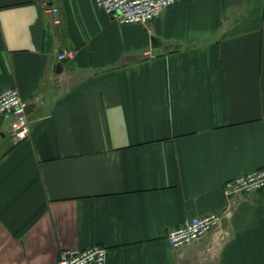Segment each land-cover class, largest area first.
Wrapping results in <instances>:
<instances>
[{"label":"crops","instance_id":"0c3cea01","mask_svg":"<svg viewBox=\"0 0 264 264\" xmlns=\"http://www.w3.org/2000/svg\"><path fill=\"white\" fill-rule=\"evenodd\" d=\"M56 5L0 0V92L33 105L20 144L0 119V264L93 244L106 264H264V189H221L264 167V0H175L129 24ZM227 201L222 230L166 242Z\"/></svg>","mask_w":264,"mask_h":264},{"label":"built area","instance_id":"2783aa9c","mask_svg":"<svg viewBox=\"0 0 264 264\" xmlns=\"http://www.w3.org/2000/svg\"><path fill=\"white\" fill-rule=\"evenodd\" d=\"M175 0H93L96 8L104 10L121 24L147 23L174 3ZM44 10L57 13L56 0H42ZM58 19L54 20V23ZM71 49L56 51L59 61L72 58ZM26 105L16 87L0 92V119L9 117L8 135L13 145L20 144L30 133ZM222 194L230 201L232 197L249 195L264 189V167L238 174L226 180L222 185ZM227 201V202H228ZM231 203H227L220 212H210L195 216L181 225L169 228L165 240L173 248L196 242L209 231L220 229L221 218L230 214ZM107 248L93 244L79 250H60L55 264H106Z\"/></svg>","mask_w":264,"mask_h":264},{"label":"water","instance_id":"95a60500","mask_svg":"<svg viewBox=\"0 0 264 264\" xmlns=\"http://www.w3.org/2000/svg\"><path fill=\"white\" fill-rule=\"evenodd\" d=\"M31 106H33L32 103L26 105V112H27V113L30 111ZM251 195H253V194H251ZM226 221H227L226 217H224V218L221 220L222 226H224V224L226 223Z\"/></svg>","mask_w":264,"mask_h":264}]
</instances>
